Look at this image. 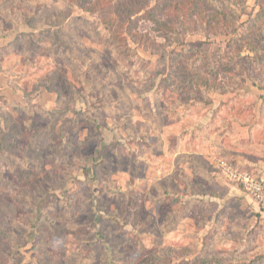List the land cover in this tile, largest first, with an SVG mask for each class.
<instances>
[{"label":"rangeland","instance_id":"1","mask_svg":"<svg viewBox=\"0 0 264 264\" xmlns=\"http://www.w3.org/2000/svg\"><path fill=\"white\" fill-rule=\"evenodd\" d=\"M247 1L168 42L142 19L117 47L68 0H0V264H264V209L215 165L233 122L264 143V15L235 44ZM208 59L234 66L216 90L179 87Z\"/></svg>","mask_w":264,"mask_h":264},{"label":"trees","instance_id":"2","mask_svg":"<svg viewBox=\"0 0 264 264\" xmlns=\"http://www.w3.org/2000/svg\"><path fill=\"white\" fill-rule=\"evenodd\" d=\"M229 1L230 0H154L152 3V0H68L69 5H77L85 11L95 14L104 24L105 29L110 34V37L118 39L117 47L120 46L122 42L126 43L127 39H130L133 43L138 45L141 44L140 37L142 35L135 31L131 32V28L142 19L152 22V29L159 37H162L167 42L178 36V26L186 30V23L188 21L192 20V22L195 23L196 21L193 19L195 16V18H199V15L204 14L203 19L200 20L201 22L203 20V22L207 24L211 18L217 20L218 17L221 18L224 25L229 24L234 20V18L230 17V19L227 20L223 9L220 8V5H231ZM232 5L234 6L233 3ZM114 8L116 10L115 19L109 17V12ZM209 11H211V13H209ZM156 14H163V19L159 20L156 17ZM263 15L264 7L262 6L257 12L251 15L252 19H250L246 28L240 33L239 39L235 43L239 46V48L241 47L242 42H244V36L248 35V33H252L253 27L256 25L255 21ZM113 23L117 24L113 25ZM235 30L236 29H234V31ZM147 36L148 35H144V38ZM201 54L203 53H197L195 58H203ZM233 67V63L224 64L222 66L218 61L208 59L204 62L202 69L203 75H201L200 72L198 73V71H189L188 73H184V83L179 87L184 88L183 86H185V88H187L190 92L195 88L198 90H216L218 88V83H216L215 79L219 75V68L224 69L225 71H231L233 70ZM204 73L211 75L213 80H207ZM205 258V256L199 254L189 259H180L176 263L167 259L161 263L151 262L150 264H198L199 261L204 264L206 263ZM214 263L238 264L235 260L229 258L214 259Z\"/></svg>","mask_w":264,"mask_h":264},{"label":"crops","instance_id":"3","mask_svg":"<svg viewBox=\"0 0 264 264\" xmlns=\"http://www.w3.org/2000/svg\"><path fill=\"white\" fill-rule=\"evenodd\" d=\"M246 4L257 12L264 7V0H248ZM249 128L244 129L232 123V133L222 138L216 144L217 152L226 156V160L250 171L257 178L264 180V143H255L249 137ZM218 159L222 158H217ZM216 163V162H215ZM255 214L264 220V211L252 203Z\"/></svg>","mask_w":264,"mask_h":264},{"label":"built area","instance_id":"4","mask_svg":"<svg viewBox=\"0 0 264 264\" xmlns=\"http://www.w3.org/2000/svg\"><path fill=\"white\" fill-rule=\"evenodd\" d=\"M215 165L220 175L230 182L239 185L262 209H264V180L257 178L250 171L224 159H218Z\"/></svg>","mask_w":264,"mask_h":264}]
</instances>
